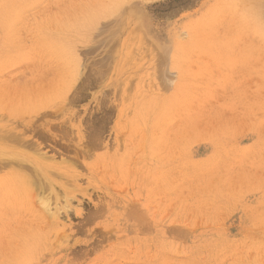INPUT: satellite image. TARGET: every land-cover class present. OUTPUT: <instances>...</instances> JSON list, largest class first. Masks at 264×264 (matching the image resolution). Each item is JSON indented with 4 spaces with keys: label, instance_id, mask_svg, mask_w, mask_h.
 <instances>
[{
    "label": "rangeland",
    "instance_id": "rangeland-1",
    "mask_svg": "<svg viewBox=\"0 0 264 264\" xmlns=\"http://www.w3.org/2000/svg\"><path fill=\"white\" fill-rule=\"evenodd\" d=\"M0 193V264H264V0H0Z\"/></svg>",
    "mask_w": 264,
    "mask_h": 264
},
{
    "label": "bare ground",
    "instance_id": "bare-ground-1",
    "mask_svg": "<svg viewBox=\"0 0 264 264\" xmlns=\"http://www.w3.org/2000/svg\"><path fill=\"white\" fill-rule=\"evenodd\" d=\"M51 166H52V165H51ZM53 166H54V165H53ZM33 167H34V166H33ZM33 167H32V168H33ZM35 168H37V167H35ZM35 168H34V170H36ZM40 173H41V172H40ZM34 174H35V173H34ZM37 174H39V173H37ZM37 177H38V176H37ZM34 178H35V177H34ZM38 178H39V177H38ZM40 178H41V177H40ZM36 181H37L36 179L33 180L31 184H33V183L35 184ZM38 181H39V180H38ZM44 182H45V181H44ZM22 183H23V185H24V184H25V185H28L27 181H22ZM41 183H42V181H41ZM37 184H38V182H37ZM42 184H43V183H42ZM52 184H53V183H52ZM40 185H41V184H40ZM44 185H45V183H44ZM45 186H46V185H45ZM47 186H48V185H47ZM26 187H27V186H26ZM28 187H29V186H28ZM30 189H31V188H30ZM49 191H50V190H49ZM49 191H48V192H49ZM50 193H51V192H50ZM0 194H1V193H0ZM17 202H18V201H17ZM17 204H18V203H17ZM16 207H17V206H16Z\"/></svg>",
    "mask_w": 264,
    "mask_h": 264
}]
</instances>
